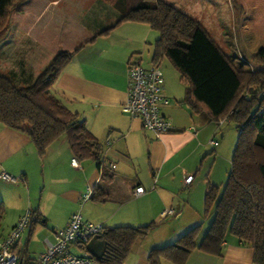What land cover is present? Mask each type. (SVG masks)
Wrapping results in <instances>:
<instances>
[{"label":"crops","instance_id":"1","mask_svg":"<svg viewBox=\"0 0 264 264\" xmlns=\"http://www.w3.org/2000/svg\"><path fill=\"white\" fill-rule=\"evenodd\" d=\"M30 2L42 5L47 3L50 8L56 6L59 10L60 5L63 6L65 3L64 0ZM89 12L92 14H89L90 17L100 23L98 31L102 30L103 26L110 25L116 16L114 11L101 1L93 0L87 3L85 10L82 12L79 10L76 15L81 27L78 34L81 36L86 34L83 18L87 17ZM71 15L73 16L72 13ZM142 27L144 24L128 21L105 36L95 38V35H91L87 40H81L80 45L68 50L74 52L73 58L55 85L67 106L69 104L76 109L72 111L85 119L91 134L102 144L104 167L99 168L92 160H77L79 165L74 166L72 163L74 155L67 138L63 139L62 136L48 147L45 155H40L27 132L0 124V179L25 183L30 204V194H33L34 188L38 190V186L43 184L44 191L48 189L46 199L44 194L37 199L38 208L34 214L37 218L33 220L32 213V222L44 220V214L40 211L45 200L50 203L63 200L69 206V210L65 219L55 224L57 227L54 231L65 228L74 214H79L85 222L103 224L110 229L152 225L149 233L163 225L165 220L174 218L167 223L171 227L163 232L159 238L160 242L154 244L162 247L161 245L176 242L196 224L203 226V222L200 223L198 220L199 205L194 206L192 201L196 196V200H200L202 205L204 203L207 191L204 184L206 180L207 185L211 182L209 176L204 177L208 161L215 165L218 160L217 157L208 159L210 156L208 153L222 156L224 152L222 141L226 139V132L223 129L225 123L223 121L214 123L205 113L192 115L193 112L183 104L168 105L162 108V112L171 121L173 130L157 136L143 127L140 118L123 113L122 107L128 99L130 64L137 62L144 68L153 65L162 68L164 59L155 61L154 45L159 35H152L151 40L148 29L145 31L147 36L139 37L138 33ZM115 34H120L116 41L113 39ZM29 37L34 38L30 33ZM102 39L107 40V43L99 44V40ZM150 41L154 43V50L148 47ZM67 49L70 47L64 45L52 48L58 53ZM81 52L84 53L79 57ZM56 53L54 56L58 54ZM147 54L153 55L149 58ZM74 57L77 59L74 60ZM164 95L168 99L175 97L170 86L167 91L166 79ZM25 129L29 131L31 126L27 124ZM212 140L217 141L218 145L213 146L210 143ZM111 165H115L116 168H112ZM102 169L110 171L111 176L104 179ZM69 170L72 179L67 177ZM2 173L10 175L12 180L4 179ZM188 176H194L190 184L186 183ZM97 184H101L108 191L104 200L90 198V201H83L87 195L86 190L88 194L92 190L93 194ZM140 186L144 187L145 193L135 196V189ZM182 193H185V198L181 197ZM79 207L82 208L81 211ZM191 210H196V217L191 216ZM165 212H168L167 215H163ZM25 214L18 217V222ZM207 231L201 235L202 237L199 235L200 240ZM174 239L176 240L172 242ZM155 246L154 248H157ZM222 254L219 257L195 249L188 255L185 264H255L253 249L241 245L232 235L224 242ZM161 261V264H175L165 258Z\"/></svg>","mask_w":264,"mask_h":264},{"label":"trees","instance_id":"2","mask_svg":"<svg viewBox=\"0 0 264 264\" xmlns=\"http://www.w3.org/2000/svg\"><path fill=\"white\" fill-rule=\"evenodd\" d=\"M25 1L8 0L0 7V43L8 37L13 10ZM101 2L116 16L95 38L128 21L150 25L159 34L154 45L155 61L169 58L186 85L181 104L193 114H207L214 123L231 120L239 133L224 189L211 182L207 185L204 216L213 213L214 217L204 238L199 239V224L173 244L152 249L149 263L161 264L165 258L185 264L195 249L220 257L224 242L232 235L241 245L253 249L255 264H264V48L253 56L257 69L246 68L249 63L239 60L235 53L233 58L229 57L202 24L167 1ZM86 24L91 25L83 21ZM73 55L74 52H60L33 81L22 77L21 72L12 76L0 71V124L27 132L40 155H45L50 145L66 135L76 160H92L102 168V144L91 134L85 119L67 106L55 86ZM19 68L23 72V67ZM27 124L31 126L29 131L25 129ZM102 171L104 179L111 176L110 171ZM107 194L97 184L91 199L104 200ZM5 213V205L0 202V229ZM34 226L33 221L30 233ZM151 227L106 228L102 239L108 248L101 264H124L133 245ZM27 254L25 250L24 257Z\"/></svg>","mask_w":264,"mask_h":264},{"label":"rangeland","instance_id":"3","mask_svg":"<svg viewBox=\"0 0 264 264\" xmlns=\"http://www.w3.org/2000/svg\"><path fill=\"white\" fill-rule=\"evenodd\" d=\"M64 1L65 3L63 6L60 5V10L59 7L53 6L50 8L47 6V3L42 5L40 3L30 2V0H26L22 5L20 4L19 7L13 10L8 37L0 43V71L12 76L17 75L16 73L20 74L21 72L22 77L33 81L36 76L44 72L53 62L56 56H54V54L57 51L52 50V48H56L57 45H64V47H70V49L60 52H69L68 50H71V48L73 49L80 45L81 40H87L88 37H91V35L94 36L97 33L100 23L96 19L91 18L90 15L92 14L89 12L88 16L84 17L83 20L85 23L90 22L91 25L88 26L86 24L84 26L86 30L84 36L78 34L81 27L77 22L78 18L76 15L79 13V10L81 12L84 11L86 4L91 3L93 0ZM97 1L99 2L101 0ZM165 1L182 12H185L190 19L202 24V26L210 32V36L221 47L222 51L229 57L233 58L232 55L235 53L240 58L239 60L242 59L249 63L246 65V68L257 69L258 65L253 61V56L264 48V0ZM6 2H8V0H0V7ZM101 20H103V18L100 19V21ZM141 29L142 30L138 33L139 37L143 38V36H147L145 31L148 29L151 34V40L153 38L152 35H159L158 32L151 30V27L147 24H144V27ZM29 33L32 34V37H34L33 39L29 37ZM115 35L113 39L116 41V37H120V34ZM73 42L75 44H73ZM152 42L153 41L149 42L148 47L154 50V43ZM98 43H107V40L102 39L99 40ZM82 53L84 52H81L79 57H82ZM147 55L150 58L153 54ZM76 59L77 58L74 57V60ZM236 61L238 62V60ZM20 66L23 67V72L22 69L19 68ZM161 69H163L162 71L165 75L167 91L168 86H170L173 94L175 93L174 98L169 97V106L182 105L181 101L184 97L186 85L181 81L180 72L167 57H164ZM62 99H64V97H62ZM71 106L72 105L68 104L71 110H76ZM223 122L225 123L223 129L226 132V139L222 141V144H224V152L221 157H218L215 153H208V155H210L207 157L208 159L217 157L218 160L215 165H213L212 161H208V169L204 175V177H206V175L209 176L211 183L221 186L222 189H224L231 171V160L239 136L231 120ZM62 137L66 139V135ZM70 172V170L67 172L68 179H72V174ZM204 185L207 187V180ZM44 190L43 184L38 186V190L34 188L33 194H30L31 206L25 183L22 181H18V183L8 182L0 179V202H3L6 208L5 217L2 221V228L0 229V236H5L12 230L15 223V226L18 224L19 222L17 219L22 214L24 215L32 211L33 220H36L37 217H34V214L37 212L38 208L37 199H39V196L42 194H44V198L46 199L48 189H46V191ZM85 194H88L87 190ZM181 197L185 198V193H182ZM192 202H194V206L199 205L198 220H200V223L203 222L201 233V235H203L208 230L214 215L212 213L207 217L204 216V203L202 205L200 200H196V196ZM41 207L40 213L44 214V220L40 222L35 221L36 224L31 235L29 236L31 230L29 227L22 237L24 251L26 250V253H28L27 258H29L30 261L37 259L40 254L45 251L47 239L51 242H55L54 228L57 227L55 224L62 222L69 210V206L63 200L58 203H50L45 200V203L43 202ZM80 207L79 211L82 209ZM190 213L192 217H194V215L196 217L197 215L196 210H191ZM173 220L174 218L165 220L163 225L153 229L150 233L148 232L147 235L140 238L138 242L133 245L124 264H150L148 260L150 251L154 248V244L160 242L159 238L163 232L171 227L170 224L167 223ZM44 222L46 224H44ZM201 235L200 237H202ZM175 240L176 239L172 242ZM72 251L77 255L84 254L79 248H74Z\"/></svg>","mask_w":264,"mask_h":264},{"label":"built area","instance_id":"4","mask_svg":"<svg viewBox=\"0 0 264 264\" xmlns=\"http://www.w3.org/2000/svg\"><path fill=\"white\" fill-rule=\"evenodd\" d=\"M165 77L159 65L144 68L137 62H132L128 69V99L122 107L123 113L133 118H140L147 131L161 136L173 130L171 121L163 114L162 108L169 105V99L164 95ZM213 146L218 142L212 140ZM78 167V161L73 160ZM116 168L115 165H111ZM6 180H12L7 173L1 175ZM194 176H188L186 183L190 184ZM145 193L144 187L135 189L134 195ZM92 190L85 195L83 201L91 198ZM165 212L163 215H167ZM32 223L28 212L11 230L6 238H0V264H101L94 256L87 252L89 242L106 232L103 224H94L83 221L79 214H74L70 223L55 231V242L47 239L46 250L37 259L30 261L24 257L23 234ZM79 248L84 252L77 255L72 250Z\"/></svg>","mask_w":264,"mask_h":264},{"label":"water","instance_id":"5","mask_svg":"<svg viewBox=\"0 0 264 264\" xmlns=\"http://www.w3.org/2000/svg\"><path fill=\"white\" fill-rule=\"evenodd\" d=\"M108 244L100 237L92 239L88 246L87 252L94 256L98 261H102L107 253Z\"/></svg>","mask_w":264,"mask_h":264}]
</instances>
